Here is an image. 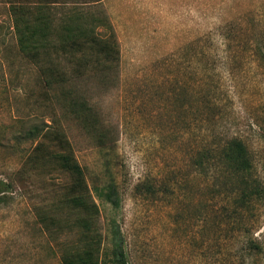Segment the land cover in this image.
<instances>
[{"label":"rangeland","instance_id":"374dc122","mask_svg":"<svg viewBox=\"0 0 264 264\" xmlns=\"http://www.w3.org/2000/svg\"><path fill=\"white\" fill-rule=\"evenodd\" d=\"M36 1L0 0V264H63L77 237L61 227L68 177L49 156L48 132L62 110L19 52L11 13L13 3ZM71 1L88 13L104 8L121 48L116 72L79 81L112 142L98 146L62 117L101 209L106 252L120 236L129 264H264V197L242 204L225 177L189 165L195 140L209 131L186 129L194 117L175 94L187 84L194 111L215 90L217 128L247 142L264 188V64L251 53L252 40L264 44V0ZM111 183L118 205L101 195Z\"/></svg>","mask_w":264,"mask_h":264},{"label":"trees","instance_id":"16d2710c","mask_svg":"<svg viewBox=\"0 0 264 264\" xmlns=\"http://www.w3.org/2000/svg\"><path fill=\"white\" fill-rule=\"evenodd\" d=\"M78 4L71 0H38L33 7L11 4L17 46L38 68L52 105L62 110V116H54V127L48 132L52 145L49 156L68 177L59 202L68 213L61 227L77 232V237L62 252L63 264H129L120 236L115 237L110 253L105 250L101 209L62 122V117L78 121L92 134L98 146L112 142L106 132L99 131L100 119L80 94L79 81L90 71L102 75L116 72L121 60L120 43L104 8L88 13ZM225 43L229 46V42ZM251 47L253 56L264 64L262 41L252 40ZM187 86L183 83L175 92L180 108L194 117V122L184 120L185 127L191 132L196 130L193 124L198 129L207 126L209 131L208 138L195 140L187 154L189 165L200 173H211L215 179L225 177L223 183L232 186L242 204H248L256 194L264 197V188L252 174L254 164L247 142L239 135H225L217 128L223 108L215 90L205 94V104L192 111L185 95ZM108 188L101 195L118 205L115 184L111 183ZM52 222L54 225L55 221Z\"/></svg>","mask_w":264,"mask_h":264}]
</instances>
